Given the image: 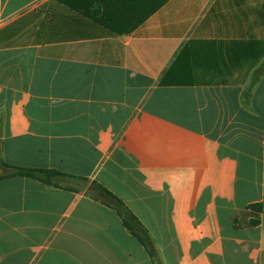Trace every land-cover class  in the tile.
<instances>
[{"label": "crops", "instance_id": "0c3cea01", "mask_svg": "<svg viewBox=\"0 0 264 264\" xmlns=\"http://www.w3.org/2000/svg\"><path fill=\"white\" fill-rule=\"evenodd\" d=\"M0 169V264H153L93 182L164 264H264V0H0Z\"/></svg>", "mask_w": 264, "mask_h": 264}, {"label": "trees", "instance_id": "16d2710c", "mask_svg": "<svg viewBox=\"0 0 264 264\" xmlns=\"http://www.w3.org/2000/svg\"><path fill=\"white\" fill-rule=\"evenodd\" d=\"M257 44L261 45L262 43H258L256 41H254L253 43L251 42L250 48H252L253 45H257ZM3 167L11 168L13 170L12 173L8 174V176L10 177L20 176V177L33 178L49 186H57L55 180L64 176L52 170L16 168V167H10L8 165H3ZM88 195L95 201H99L103 205L111 208L118 215L124 227L134 237H136L139 240V242L147 250L149 256L151 257V260L153 261V264H156L155 263V260H156L155 253L153 252L151 247L145 242L142 236L135 231V226L139 225L140 221L129 210V208L125 205V203L120 198H118L116 195H114L112 192L107 190L102 185L97 184L96 182H93L91 184V189L88 192ZM250 209H255L257 214H260L262 212V206L260 204L251 205ZM258 223H259L258 219L251 222L252 225H257Z\"/></svg>", "mask_w": 264, "mask_h": 264}, {"label": "rangeland", "instance_id": "374dc122", "mask_svg": "<svg viewBox=\"0 0 264 264\" xmlns=\"http://www.w3.org/2000/svg\"><path fill=\"white\" fill-rule=\"evenodd\" d=\"M205 74L204 73H201V72H197V73H193V75H190V74H187V75H184L180 80L181 81H195V82H200V81H203L205 80ZM253 212H256L255 209H251ZM256 218L252 219V221H255ZM151 249L153 250V252L155 253L156 255V260H155V263L156 264H164L163 262V258H162V255L160 253V251L154 246V244L152 243L151 239H149V244H148Z\"/></svg>", "mask_w": 264, "mask_h": 264}, {"label": "water", "instance_id": "95a60500", "mask_svg": "<svg viewBox=\"0 0 264 264\" xmlns=\"http://www.w3.org/2000/svg\"><path fill=\"white\" fill-rule=\"evenodd\" d=\"M2 173L0 169V174ZM135 231L142 236V238L145 240L147 244H149V236L147 232L144 230V228L139 224L135 226Z\"/></svg>", "mask_w": 264, "mask_h": 264}]
</instances>
